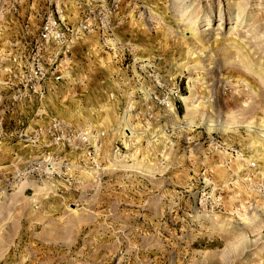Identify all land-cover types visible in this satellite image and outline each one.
<instances>
[{"label": "rangeland", "instance_id": "obj_1", "mask_svg": "<svg viewBox=\"0 0 264 264\" xmlns=\"http://www.w3.org/2000/svg\"><path fill=\"white\" fill-rule=\"evenodd\" d=\"M262 35L264 0H0V264H264Z\"/></svg>", "mask_w": 264, "mask_h": 264}, {"label": "built area", "instance_id": "obj_2", "mask_svg": "<svg viewBox=\"0 0 264 264\" xmlns=\"http://www.w3.org/2000/svg\"><path fill=\"white\" fill-rule=\"evenodd\" d=\"M68 29L59 26V24L53 20H47L42 26L38 40L43 43V45H48L49 43H61L66 35ZM24 72V71H23ZM27 76L29 81L36 83L37 85L43 83L47 76V70L44 67L43 59L39 55L38 51L32 53L30 57V62L28 64ZM55 81H59V77L54 78ZM241 161V166L239 167L238 181L242 184L247 192L254 193L257 197H264V176L263 173L259 171L257 163L255 160L250 159L249 161Z\"/></svg>", "mask_w": 264, "mask_h": 264}, {"label": "bare ground", "instance_id": "obj_3", "mask_svg": "<svg viewBox=\"0 0 264 264\" xmlns=\"http://www.w3.org/2000/svg\"><path fill=\"white\" fill-rule=\"evenodd\" d=\"M176 1H183V0H176ZM231 7V6H230ZM235 16H234V24H235V26L234 27H231V28H229L228 29V31H227V34L225 35L224 34V36H223V34H216V37L215 38H211V40L213 39L214 40V42L217 40V39H219L220 38V40H225V42L226 41H229L230 42V44L231 45H228V46H231L232 48H234L235 50V52L234 53H237V55L239 56V57H241V59H243L242 61L244 62V63H246L247 64V57H245V56H243V54H242V47H241V41H239V38H237V37H239V36H237L236 37V35H235V30H237L236 29V26H239L241 23H243L244 22V20L246 19V16H244V10H245V8L244 7H246V3H242V4H240V3H236L235 4ZM247 8V7H246ZM211 10V6L210 7H208V10ZM230 11V9L228 10V12H227V14H228V19L229 20H231L230 19V15H229V12ZM219 17H220V25L219 26H221L222 24H223V22H222V15H223V11L221 10H219ZM206 16H205V18H206V20L205 21H207L208 22V24L207 25H209V22H210V17H211V11H210V13H206L205 14ZM232 17V16H231ZM179 19L181 20V21H186V20H188V22H189V25H188V27L186 28V29H184L182 32H181V36L184 38V39H189L190 41H192L194 44H196V45H198V46H200L201 45V40H200V38H199V35H197V33L195 32V29H194V26L196 25L195 23H196V19H197V17H196V15L195 16H193L192 18H191V16H190V14L189 13H187V12H184L183 14H181V16L179 17ZM208 29V28H207ZM185 34L186 35H188V37H186L185 38ZM264 37V35H262L260 38H263ZM212 40V41H213ZM189 41V42H190ZM228 42V43H229ZM243 47L245 48V45L243 44ZM195 48V47H194ZM246 50V49H245ZM194 52V51H193ZM193 52H191L190 54H193ZM204 53V52H203ZM202 54V53H201ZM200 55V54H199ZM200 60V59H199ZM197 66H199L198 65V63H197ZM263 77H264V74H263ZM264 79V78H263ZM184 101L186 100V99H183ZM188 107V106H187ZM188 109V108H187ZM205 127L206 128H208V130L210 131V130H218V131H223V132H226V131H229L230 129H231V127L230 126H228V125H211V124H205ZM214 128H216V129H214ZM244 128H247L248 130H250V131H255V132H258L259 134H260V136H264V131H263V129L262 130H258V129H255L254 127H252L251 125H247V126H245Z\"/></svg>", "mask_w": 264, "mask_h": 264}]
</instances>
